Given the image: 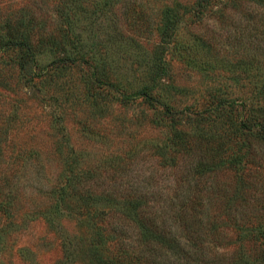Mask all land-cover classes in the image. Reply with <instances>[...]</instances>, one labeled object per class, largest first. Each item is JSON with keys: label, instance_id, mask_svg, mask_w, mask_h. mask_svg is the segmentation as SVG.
Masks as SVG:
<instances>
[{"label": "trees", "instance_id": "16d2710c", "mask_svg": "<svg viewBox=\"0 0 264 264\" xmlns=\"http://www.w3.org/2000/svg\"><path fill=\"white\" fill-rule=\"evenodd\" d=\"M226 1H169L161 31L165 43L151 56L139 54V66L143 61L145 64L132 77L134 89L126 87V80L108 74L106 55L110 45L85 43L75 37L69 40L73 31L69 28L68 9L61 11L62 24L57 31L42 27L36 40L30 22H18L11 29L5 23L8 35L0 38V63L6 68L15 64L19 84L32 93L43 94L40 107L60 135L56 150L63 172L41 183L45 185L40 191L47 192L48 200L33 209L17 205L15 194L0 185V249L19 222L34 214L54 228L69 217L78 225L79 233L113 238L111 249L93 247L86 264H264V0H233L228 5ZM104 5L94 3L90 13L102 14ZM225 7L231 10L229 22L240 20L230 36L234 43H245L251 53L245 58L221 57L218 61L233 67L235 81L240 79L237 71L243 72L249 94L231 97L220 87H211L200 104L194 101L174 107L170 103L174 94L185 87L174 82L166 51L178 52L185 61L201 68L206 61L197 60V54L204 59L211 57L212 48L210 40L196 34L179 45L174 43L183 19L177 10L192 12L193 22L198 24L206 12L225 23ZM97 30L94 36H98ZM38 56L51 57L34 73L32 67ZM71 69L82 74L86 89L80 103L101 105L94 111H107L112 105L141 107L118 123L122 147L105 149L111 155L122 156L117 163L123 167L119 175L100 171L98 163L88 166L86 156L72 146L69 161V138L63 126L75 98L67 83ZM57 83L56 90L49 93L48 89ZM24 116L21 108L12 104L0 121L12 133L16 130L14 123L22 122ZM133 124L158 130L160 137L143 143L139 150L122 139L129 135L128 128ZM2 140L0 132V153L6 148ZM9 142L12 158L22 161L30 155L26 146ZM62 147L67 151H58ZM137 158L154 160L153 169L142 178L139 176L143 172H132ZM161 174L166 176L163 186L155 181ZM125 176L128 180L121 181ZM65 237H59L63 253L58 264H79V253L63 241ZM23 251L16 258L36 264L35 250Z\"/></svg>", "mask_w": 264, "mask_h": 264}, {"label": "rangeland", "instance_id": "374dc122", "mask_svg": "<svg viewBox=\"0 0 264 264\" xmlns=\"http://www.w3.org/2000/svg\"><path fill=\"white\" fill-rule=\"evenodd\" d=\"M169 1L171 2V0H0V38L3 36L5 39L4 36L8 35L7 27H4L5 23H8L11 29L18 22H30L31 33L36 40L42 27L45 31H57L62 24L61 11L68 9L69 28L73 31L70 33L69 40L75 37V40L81 39L85 43L93 41L110 45L106 55V61L110 63L109 66L106 65L108 74L114 79L119 77L126 80L129 82L126 87L134 89L136 86L132 77L141 71L145 64L143 61L140 67L138 57L140 55L151 56L157 47H160L159 45L165 43L161 38V31ZM181 1L190 4L195 0ZM232 2L233 0L226 1L227 5ZM94 3H105L103 13L99 12L102 14L94 16L90 13L93 11ZM177 11L178 14H183V19L174 43L179 45L196 34L210 40L212 48L209 53L211 57L204 59L201 54H197V60L200 59L202 63L203 61L207 63V65L204 63L202 67L200 66L201 68L192 62L185 61V57L178 52L166 51V59L170 62L174 82L185 87L181 93L174 94L170 103L179 108L194 101L200 104L211 87H220L223 93H230L231 97L248 95L247 84L242 78L243 72L237 71L240 72V79L235 81L232 78L236 74L233 67L218 61L221 57L245 58L251 53V50L244 47L245 43L238 44L236 40L237 43H234V39L230 36L234 28L239 26L240 20L235 23L229 22L227 15L231 13V10L226 7L223 12L225 23H220L215 16L206 12L202 23L198 24L193 22L195 19L191 16L192 12ZM95 28H98L96 33L98 36H94ZM245 33L250 34V31L245 30ZM1 43L0 41V55ZM15 53L17 52L9 51V54ZM257 56L262 57L258 53ZM50 57L40 58L38 56L36 64L32 67L33 72L36 73L38 68L48 63ZM81 76L82 74L74 69H71L67 75L69 93H73L75 97L74 103L69 104V120L63 126L67 133L66 137L69 138V161L72 146L76 152L86 156L88 166L94 167L98 163L100 171L107 170L110 174L119 175L123 167L117 163L119 162L118 157L122 156L111 155L105 149L115 150L122 147L118 123L120 120L129 118L133 113H137L141 107L133 105L120 108L118 105H112L107 111H94L101 105L91 106L89 103H80L86 91ZM18 78L19 70L15 64L6 68L0 63V116L12 104L17 108L20 107L25 113L22 122L17 120L14 123L16 130L12 133L0 121L2 144L6 146L0 153V185H4L5 189L15 194L17 205H29V208L33 209V207L45 204L48 200L47 192L40 191L45 185L41 183L54 180L59 172H63L56 150V138L60 135H57L47 122L46 112L40 107L39 99L43 97V94L30 92L23 84H19ZM57 86H59L58 83L56 86H51L48 89L49 93L53 89L56 90ZM49 93L44 95L47 96ZM46 107L47 105L44 106L45 110ZM128 131L129 135L123 136L122 139L129 140L130 145L139 150L143 143L148 144L160 137L158 130L150 129L148 126L136 128L133 124ZM9 140L29 148L30 155L22 161L12 158V152H10L12 145ZM126 143L123 142V145ZM65 150L67 151L66 147H62L58 151ZM134 161L137 164L132 165V172L136 170L143 172L139 178L146 176L154 167V160L151 159L144 158L143 161H139L137 158ZM109 163L112 168L107 167ZM117 167L120 168L117 169ZM131 174L134 179V173ZM165 177L161 174L155 181L163 186L166 181ZM122 178L121 181L128 180L127 176ZM52 203L54 204V201ZM44 220L31 214L22 223L19 222L13 232L9 233L6 246L0 249V264H28L16 258L19 251L24 252L23 250L26 251L27 248L35 250L36 264H58L60 255L63 253L59 242L61 235H66L67 237L64 238L66 240L63 239V241L68 242L69 247L79 253L81 260H76V263L80 261L79 264H86L85 261L90 260L91 251H94L93 247L101 248L103 245L111 249L113 246V238L104 239L101 233H86L87 231L79 233L78 225L72 218L61 220L57 228Z\"/></svg>", "mask_w": 264, "mask_h": 264}]
</instances>
